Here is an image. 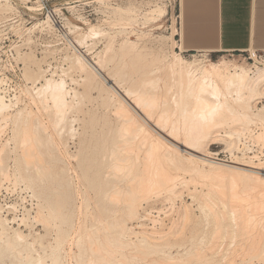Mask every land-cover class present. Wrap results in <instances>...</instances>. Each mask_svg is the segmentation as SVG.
Masks as SVG:
<instances>
[{
  "label": "rangeland",
  "instance_id": "1",
  "mask_svg": "<svg viewBox=\"0 0 264 264\" xmlns=\"http://www.w3.org/2000/svg\"><path fill=\"white\" fill-rule=\"evenodd\" d=\"M1 1L0 96H3L5 99H7V103L12 106V115L22 109L32 111L33 116L38 118L41 122L43 121L42 123L45 124L46 133L52 131L51 128H56L52 126L50 119L51 117L47 112H44L42 110L41 104L34 94V88L40 87L44 83L43 80L46 77H53L55 80L61 77L64 80L66 86L65 89L70 91L69 97H67V101H71V104L74 106L73 111H71L66 116V119L68 120V122L70 119H75L74 123H72V127H74L73 129L75 130V137L70 138L66 131H63L58 136L57 129H55L56 131L53 129V132H55V134L53 132L51 133L54 134L55 137L54 135H51L52 145H40L36 148L38 151L46 153V167L49 168L50 172L52 173L50 182L46 185V187H44L43 191L38 189H34L33 191L28 189V191L24 188L25 185L23 183H20V186L17 185L18 187H14L13 185L11 186L13 180H11L10 182L3 181L0 185V198L3 201L9 202V204L17 205L19 207L22 206L21 209H23L24 216L26 217L25 218L23 216V219L26 220V223L21 222V225L19 227H11L13 229H20L19 231H21L25 236L28 237V241L30 243L33 241V239L36 240L33 251L31 253L33 259L35 260L37 256L44 257L46 258L45 263L51 264V262H49L51 261L49 257L52 252H55V240L60 232H65L64 239L59 248L62 256L64 255V258L61 259L63 260L62 264H78V258L80 255L82 256L83 250H87L88 245L94 242L97 237L104 245L109 248L112 247V242L111 240H109V237L113 234V231L112 228L108 226H112L113 224H115V221L124 220L127 228L130 227L131 229V227H137L131 229L132 233L142 231H144L145 233L147 232L146 234L162 233L165 235L167 233L163 238L165 240H158L157 238H153L149 241L152 240L151 243L157 245V247L159 248L174 245L175 248L171 250L173 254H175L176 251L183 253L184 249H177V246L184 245L186 249H190L191 254L197 255L199 258V260H196V262H193V264H199L201 262L203 264H208L209 262H212L210 264H263V262L258 258H251L252 256H250V253L245 254L246 256L244 254L241 255V252L245 249V241L247 239V235H245L246 231H244V228L246 229L247 226H244L245 224H243L242 221L237 220L238 226L240 227H237L238 230L236 229V231H238L236 232V234L238 233L237 238L234 239L233 243H231L232 241H230L231 239H229V237L225 238V236H230V233L222 238L224 233L223 231H225V229L222 227L219 231L220 227L218 223H215L216 221L214 220L212 215H208L211 213V211H208L211 210L210 206L215 207L213 208L215 212H219L222 209L223 212H226L227 209H230L229 211H233L235 210L233 208L237 209L241 207L240 209L235 210L236 212L238 211L237 213L242 212V214L237 215L236 218L244 220V218L241 217H245L246 214L243 213L244 210H242V208H246L244 207L245 205H250L249 207L252 209V211H255L256 209L252 208V203L258 202L261 196L256 197L258 200L255 198V200L257 201H253L251 204H249V202L248 204H246V202L238 203L237 201H235L234 205H231L234 201L230 202V200L228 199H223L224 196H218L220 192L217 189V186L220 185V171L223 172L221 174H224L225 172H228V169L226 168V171H223L222 169L219 170V172H217L218 170H216L212 173H209L210 170L208 169V167L198 164L193 166V168H195L194 170L184 171L182 168L189 165L188 162L183 159H187L189 157L186 153H196L185 149L179 143L168 138L164 133L159 132L156 128H154L153 122L151 121H145L146 124L144 127L149 130L152 129L151 133L154 134L151 139L154 143L156 151H158V153H156L155 151L153 152L158 155L157 157L154 155V157H156L157 159L160 158L159 163H162V167L171 175H176L178 180L180 179L179 181H176L175 184L176 190L174 193L175 195H173L175 197H171L170 199H168L166 198L167 196L165 194L159 195L160 198L157 196V198L152 196L150 198L151 201L148 200L141 204L140 207L143 208L138 210V219H135L134 221H127L126 219H124L122 212L123 204L121 198L123 196H118L119 203H117V200L115 201V203H113L115 199H113L112 201V198H115L117 195L115 197H112V194L109 195L110 197H105L104 195H102V189L105 187L106 181L102 180L103 171L100 156L103 148L106 146V144L109 143L110 138L116 136L117 128L120 126L121 119H119L120 117L117 115L119 111V100L116 96L114 97L112 95L108 86L104 85L101 80L95 77L88 68H86L84 72H81L77 68V65L74 64L72 58L75 55H80L85 61L89 63L99 61L103 66L102 74L104 76L107 73L115 75L116 68L121 67V65L127 64L132 56V54H121L123 43L124 41L128 40L135 44L131 53L143 54V64H148L157 59V57L163 58L165 56H168V58L170 59V55H172L173 52L179 54V52L175 49L176 43L174 41L175 33L177 32V0ZM7 5H9V7ZM162 5L166 8L167 13L161 21H159L158 23H145V21H143L146 17L145 14H147V12H149L151 9H154V7H161ZM129 18H132L133 20L129 21ZM38 23L40 24L38 25ZM45 23H47V25ZM158 24L160 26L159 28H156ZM73 26L78 27L79 30L74 29ZM90 26H94L96 28L98 27V29L103 32V35H100L97 38L89 39L87 46H78L76 40L79 39L80 35L85 33V31L87 32ZM70 29L75 31L71 32ZM173 30H175L176 32ZM63 37L64 39H62ZM91 43L92 45H90ZM109 44L111 45L110 49H108ZM102 53L104 54L102 55ZM181 56L189 61L197 60L203 62L204 64H208L209 62H217L220 59L235 60L238 63L244 62L241 58L230 59L223 54H215L211 56H207L206 54H181ZM157 67V64L152 65L153 69H156ZM253 73H255V71H253ZM164 74L165 70L163 69L158 70L153 74L154 78H159L158 85L160 89L164 87ZM81 75L83 78H81ZM86 75L90 77V89L86 88L83 83ZM108 83L113 86L112 82ZM129 84V81L121 82V85L124 88H128ZM25 91H27L28 93H26ZM73 92L76 94V98L72 100L74 95ZM19 94L21 95L19 96ZM119 94L120 96H122L121 93ZM169 97H172L173 99L175 98L174 91H171L169 93ZM263 97L264 96H261V98L255 100L252 103L251 110H253L254 113L264 108ZM14 107L17 108L15 109ZM36 110L38 111L36 112ZM114 114L119 118H117ZM9 126L4 129L5 131L3 130V133L0 137V148L5 145L6 141H9L10 138H12V127L8 129ZM178 127H180V129H177V131L181 132V125ZM247 130L248 132L245 130V132L241 131V133L240 131H238V133L240 134V139H238L239 136L236 138L235 135H228L234 133L235 128H229V126L220 127L218 128V130L212 133L213 135L211 134L209 136L207 141L203 143L202 146H200V150L204 152H210L214 155V157L224 161H233V159L239 160V158H243L240 161H250V163H248L250 166L257 167L250 170L257 172L258 175L263 178L264 173L262 170H259V168H263L264 165V145H261V142H255L253 138V136H256L261 132V126L259 124L248 125ZM45 131L39 132V136L41 138L45 137L46 134L43 133ZM155 131L157 134L161 135V138L155 136L157 135L155 134ZM229 131H231V133ZM242 132L244 134H242ZM181 134L182 133H179V135ZM155 139H159L157 140V143L155 142ZM139 141V138L136 139L135 144H138ZM148 142L149 141H147L144 145V149L143 147H141L139 159L137 160L136 164L133 165L131 176L135 184L139 179L138 177L140 176V170L142 168L141 159H144V157L146 156L145 150L147 149ZM231 142L233 143L231 144ZM12 144L14 143L11 141V144H9L8 146L5 145L4 149H0V151L3 150L5 152V155L2 154L1 156V163L4 166V169L7 170L11 178L12 174L15 172V170H17V165L15 162L16 160L14 158L15 154L13 153L15 150ZM172 146L178 147L179 150H177V155H182L180 156L181 160H178V158L176 159V155L173 153L175 150L173 151L174 147ZM229 146L233 147V149H230ZM57 148L58 150H56ZM165 151H167L168 157L170 159H173V166L171 165V163H168L169 161L168 159H166L167 155H163ZM143 154H145V156ZM226 164L229 166H235L233 164ZM13 166L15 169L13 168ZM62 170H65V172L62 173ZM20 172L22 173L23 171L20 170ZM63 176L64 178L66 176V178H69L71 181H73V183L77 187L74 185L75 189L72 188L70 190L66 189L65 186L64 189L58 188L56 183L58 182V180L61 181L63 179ZM134 182L131 183L133 184V186L135 185ZM210 186L212 188H215L216 186L215 189L217 190H215L214 188L211 190ZM5 189H7L8 191H12H9L7 194H5ZM261 189L263 190V188ZM261 189L258 188V192ZM40 192H42L41 195L43 196V201H38L36 198V194H40ZM250 192V196L252 197V193L254 191ZM241 194L242 193H240V196ZM246 194L243 193L242 195L246 196ZM256 195H258V193ZM4 196L5 198H3ZM205 196L208 197L205 198ZM245 196H243L242 200L247 199V197ZM63 198L65 223L61 224L56 219V216L49 217L48 210L51 207L54 209H58L60 204V202L58 201H61V199ZM211 198L213 202H211ZM233 199L239 201L241 200L236 198ZM225 200H228L227 203L230 205L223 203L225 202ZM249 200L253 199L249 198ZM219 201H221L222 203H220ZM261 201L262 199L260 200V202ZM46 203L48 204V206ZM208 203H214V206L210 205L209 209L206 210V206L204 207V204L208 206ZM225 205L229 208H226ZM73 208L75 211L73 210ZM260 208L262 210H260ZM247 209L248 208L245 209V212H248V210H250ZM257 209H259L260 211L259 214H263L261 212L264 210L262 207H259ZM184 210L189 216H186V222L189 221V223H185V228L183 227L182 230V228L180 227V215H186ZM40 212H43L50 218L46 223L47 227H44L45 224H41V221L38 218V213ZM254 213L256 214V212ZM260 217L264 218V215ZM152 220L156 221V223L153 225L151 222ZM36 221H38L39 223H37ZM178 221L180 224H177ZM173 224L177 226L172 228V226L170 225ZM151 226L152 229L150 228ZM240 228L243 230H241ZM153 229L154 231H152ZM180 231L183 232L180 233ZM216 231L221 232V234L218 235ZM241 231H244L245 233L242 232V235ZM75 232H77V234H75ZM177 235H179L180 238ZM131 237H134V235L132 234ZM220 248H228L230 252H233L230 253L228 250L224 249L223 251L226 252L227 255L226 258L221 259V257L219 256L214 257L212 255L213 251L215 252L217 251L216 249ZM68 252L70 255L68 254ZM127 252H125V261L128 262V264H160V262L163 261L160 254L147 253L143 255L141 253H136L133 255L132 253L129 254V252ZM144 258L146 259L144 260ZM2 260L3 264H17V262L10 256L5 255ZM22 263L29 264L26 261H22L20 264Z\"/></svg>",
  "mask_w": 264,
  "mask_h": 264
},
{
  "label": "bare ground",
  "instance_id": "2",
  "mask_svg": "<svg viewBox=\"0 0 264 264\" xmlns=\"http://www.w3.org/2000/svg\"><path fill=\"white\" fill-rule=\"evenodd\" d=\"M7 6L9 7V5ZM130 13H133V12H130ZM166 13H167L166 8L163 7V5L161 7H154V9H151L149 12H147V14H145L146 17L145 18L143 17L144 18L143 21H145V23H150V22L158 23L165 17ZM133 14H136V13H133ZM131 20L133 19L129 18V21ZM39 24L40 23H38V25ZM45 24L47 25V23ZM12 25H15V24H12ZM159 26L160 25L158 24L156 28H159ZM73 28L79 30V28L76 26H73ZM72 31H75V30H71V32ZM100 35H103V32H101L98 29V27L96 28L94 26H90L87 32L85 31V33L80 35V38L76 40V43L78 46H87L89 39L97 38ZM62 39H64V37ZM162 43H165V42H162ZM90 45H92V43ZM110 46L111 45L109 44L108 49H110ZM134 46L135 44L132 43L131 41H128V40L124 41L123 46L121 48L122 49L121 54L122 55L132 54V56L130 58V61L127 64L121 65V67L116 68L115 75L107 73L104 76L102 74L103 66L101 62L99 61L89 63L85 61L80 55L78 56L75 55L72 58L74 64L77 65V68L81 72H84L86 68H88L95 77L101 80V82L104 85L108 86L112 95L114 97L116 96L119 100V108H118L119 111L117 115L120 118L117 115L115 114L114 115L117 118L121 119L120 126L117 128L116 136L113 138H110L109 143L106 144V146L103 148V151L100 156V161L102 163V171H103L102 173L103 176L102 175L101 176L103 177L102 180L106 181L105 187L102 189L103 191L102 195H104L105 197L111 194H112L111 195L112 197L113 196L115 197L117 195L115 198H112V201L113 199H115L113 203H115L116 200H117V203H119L118 196L119 197L123 196L121 198L122 204H123L122 212H123L124 219H126L127 221H130V220L134 221L135 219H138V210L143 208V207H140L141 204L148 200L151 201L150 198L152 196H154L155 198L157 197L160 198L159 195L165 194L167 196L166 198L168 199H170L171 197H175L173 196L175 195L174 193L176 190L175 184H176V181H179L180 179L178 180L176 175H171L169 172H167L162 167L161 165L162 163H159L160 158L158 159L156 158L158 155L153 153L154 151L158 153L151 139L154 134L151 133L152 129L149 130L144 127L146 124L145 121H151L153 122L154 128H156L159 132L164 133L168 138L179 143L185 149L196 153V154L186 153L188 154L189 157L187 159L185 158L183 159L187 161L189 165L187 167L182 168L184 171L194 170L195 168H193V166L198 165V164L208 167V169L210 170L209 173L210 172L212 173L213 171H216V170H218L217 172H219V170H222V169L223 171L224 170L226 171L228 169L227 173L225 172L224 174H221L223 172L220 171L221 176L218 174L220 177V178L218 177L220 179L219 180L220 185L217 186L218 187L217 189L220 192V193L218 192L219 193L218 196L220 195L224 196L225 198L223 197V199H228L230 200V202L234 201L231 205H234L235 201H237L238 203L246 202V204H248L249 202V204H251L253 201L258 200L256 197L261 196L260 197L262 199L261 202H260L261 199L259 198L258 202H253L255 204L252 203L253 207L252 206L251 207L255 208L256 209L255 211H252V209L249 207L250 205L249 206L245 205L244 207L250 209L251 213H250V210L247 209L248 212L247 211L245 212L246 208L244 209L242 208V210H244L243 213L246 215L245 217H241V218H244V220L246 221H244L243 219L240 220L236 218L237 215L242 214V212L239 210L241 213H237L238 211L236 212L235 210L240 209L241 207L237 209L233 208L235 209L233 211H229L230 209L229 210L227 209L226 212H223V209L219 212H215L213 210V208L215 207L210 206V205L214 206V203H211V204L208 203V206L205 205L207 204L205 203L204 207L206 206L205 209L207 210L209 209V206H210L211 210H208V211H211V213L208 215L209 216L212 215L214 220L216 221L215 223L216 224L218 223L220 227L219 231L222 227L225 229V231H223L224 233H223L222 238L225 235L230 233V236H225V238L229 237V239H231L230 241H232L231 243H233L234 239L237 238L238 233L236 234V232L238 231H236V229L237 227H240L238 226L237 220L242 221L243 224H245L244 226H247V227L246 229L244 228V231H246V233L244 231H241V233L244 232L245 235H247V239L245 241V244H246L245 249L241 252V255L250 253V256H252L251 258H258L264 264V218L260 217L264 215V210L261 211L263 214H259L260 211L259 209H257L259 207H262L264 209V187H261V186H264V176L262 178L258 175L257 172L250 170V169L257 168V167L250 166L248 164L250 163V161H247V160L246 162L240 161L243 158H239V160L233 159V161H224V160L214 157V155L210 152H204L200 150V146H202V144L207 141L209 136L213 132L218 130V128L223 127V126H229V128L230 127L235 128V132L231 133V131H229L231 134H228V135H235L236 138L239 136L238 139H240V134L238 133V131H240V133L241 131L245 132V130L248 132L247 130L248 125L259 124L261 126V130H260L261 132L258 133L256 136H253V138L255 142L256 141L257 143L261 142V145H264V110H263L264 108L259 111H256L255 113L253 112V110H251L252 103L255 100L261 98V96H264V69H258L255 71V73L252 72V75H251V72L249 71L248 66L244 62L238 63L235 60L220 59L217 62H209L208 64H204L203 62L197 61V60L189 61L186 58H183L180 53L177 54L174 52L172 55L168 54L170 55V59L168 58V56H165L163 58L157 57V59L155 60L153 59L154 61L148 64L147 63L143 64V58H144L143 54L131 53ZM103 54L104 53H102V55ZM154 64H157L158 66L156 69L152 68V65ZM161 69L165 70V74H164L165 80H164V87L160 89L158 85L159 78H154L153 74L156 71L161 70ZM81 78H83L82 75H81ZM43 81L44 83L40 87L34 88L35 97L39 100L42 110L44 112H47L48 115L51 117L50 119H51L52 126L56 127L55 129H57L58 136L63 131H66L68 135L70 136V138L75 137L74 136L75 130L73 129L74 127H72V123H74L75 119L74 120L70 119L71 121L69 120V122L66 119V116L71 111H73L74 106L71 104V101L70 102L67 101V97H69L70 91L65 89L66 86H65L64 80L61 77H59L57 80H55L53 77H49V78L46 77ZM124 81H129L130 84L128 88L122 87L121 82H124ZM108 82H112L113 86L110 85ZM83 83L86 88L88 89L91 88L90 77L88 75L85 76ZM171 91H174L175 93L174 99L172 97H169V93ZM25 92L28 93L27 91ZM119 93H121L122 96H120ZM73 94L74 95H73L72 100L76 98V94L74 92ZM20 95L21 94H19V96ZM7 101L8 100L5 99L3 96H0V137L3 133V130L7 126L11 125L8 127V129L12 127L11 128L12 138H10L9 141H6L5 145L8 146L9 144H11V141L14 143L12 145L14 146L13 148L15 150L13 153L15 154L14 158L16 161L15 160L14 161L16 162L17 170H15L11 178L9 173L7 172L6 169H4V166L1 163V156L2 154L5 153L3 150H1L0 151V185L2 184L3 181L10 182L11 180H13V183L11 184V186L13 185L14 187L15 186L18 187L17 185H19L20 183H23L25 185L24 188L26 190L30 189L31 191H33L34 189H38V190L43 191L44 187H46V185L50 182L52 173L50 172L49 168L46 167V163H45L46 153L40 152L36 148L40 145H52L51 135L55 134V132H53L54 128H51L52 131L49 132V133L53 132L54 134L52 133L49 134L48 132L46 133L45 124L42 123L43 121L41 122L38 118L34 117L32 111L22 109L14 113V115H12V112H13L12 106L9 103H7ZM37 111L38 110H36V112ZM180 125L182 127L181 130L183 132L177 131V129H180V127H178ZM40 131H45L43 132L44 134H46L44 138H41L39 136ZM179 133H182V134L179 135ZM155 134H157L156 131H155ZM242 134L244 133L242 132ZM155 136H158L161 138V135L159 134ZM138 138L140 139V141L138 144H135V141ZM157 140L155 139L156 143L158 142ZM147 141L149 142L147 144V149L145 150L146 156L145 154H143L145 157L144 159L142 158L143 160L141 159L142 168L140 170V176L138 177L139 179L137 180L135 184L131 176L133 165L136 164L137 160L139 159V153L141 151V147H143L144 149V145L146 144ZM233 142H231V144ZM4 146L0 149H4ZM172 147H174L173 151L174 150L175 151L173 153L176 155V159L178 158V160H181L180 156L182 155H177L178 153L177 150H179L178 147L177 146H172ZM229 148L233 149V147H230V146ZM56 150H58V148ZM154 155L156 157H154ZM163 155H167L166 159H168L169 161L168 163L169 164L171 163L172 165L173 159H170L168 157L167 151H165ZM226 163L233 164L235 166H229ZM20 170H22L23 172L21 173ZM259 170H262L264 173V165H263V168L260 167ZM61 172L64 173L65 170H62ZM135 175H136V172H135ZM133 182L135 184L134 186L133 184H131ZM56 184L58 188L64 189V186H65V188L68 190L74 188V185H75L73 181H71L69 178H66V176L65 178L63 176V179L61 181L58 180ZM213 188L211 187L210 189L212 190ZM258 188L259 189L263 188V190L261 189L258 192ZM9 191H12V190H9ZM250 191L255 192V193L254 192L252 193L253 196L255 197L250 196L251 194ZM246 192L247 194L248 193L249 194L247 195ZM41 193L42 192H40V194H36V198L38 201L39 200L43 201V196L41 195ZM240 193L242 194L244 193L246 194V196L242 194L240 196ZM257 193L259 196L256 195ZM73 194H76V193H73ZM243 196L247 197V199L242 200ZM206 197L208 196H205V198ZM233 198L241 199V200L239 201ZM249 198L250 199L252 198L253 200H249ZM255 198L257 200H255ZM210 200L211 202H213L212 198ZM30 201H31V198H30ZM227 201L225 200V202L223 203L228 204ZM58 202H60L58 209H54L52 207L49 208L48 210L49 217L56 216V219L61 224H64L65 223L64 222V198ZM219 202L222 203L221 201ZM20 208H22V206ZM226 208H229V207L226 206ZM260 210L262 209L260 208ZM184 212L186 214L185 210ZM254 212H256V214ZM144 215H147V214H144ZM148 216H149V213H148ZM180 216H181L180 217L181 224L179 223V221L177 222V224H180V227L183 230L184 224L189 223V221L186 222V216L188 215L186 214V215H180ZM257 216H258V219H257ZM49 217L45 215L43 212L38 213V218L40 219L41 224L43 225L45 224L44 227L46 226L48 219H50ZM23 218L21 222L26 223L25 222L26 220H24ZM34 220H37V219H34ZM143 220H148V219H143ZM36 222L39 223L38 221ZM151 222H152V225L156 223V221L154 220H152ZM175 224L170 225V226H172V228L176 227L177 225ZM108 227H111L113 231V234L109 237V240H111L112 242V247L110 248L107 247L97 237L94 242L88 245L87 250L86 249L83 250L82 256L80 255L79 258L77 257L79 259L78 264H128V262L125 261V252L127 251L129 252V254L132 253L133 255L136 253H141L143 255L147 253L148 254H160L161 258L163 259V261L160 262V264H193V262H196V260H199L198 256L191 254L190 249H186L184 245L177 246V249H181V248L184 249L183 253L176 251V253L173 254L171 250L175 248L174 245L159 248L157 247V245H154L151 243L152 240L149 241L150 239H153V238H157L158 240L163 239L167 233L165 235L162 233L146 234L147 232L145 233L144 231L132 233L131 229L137 228V227H133V228L131 227V229L130 227L127 228L124 220L115 221V224H113L112 226H108ZM150 228L152 229V226ZM19 230L20 229H16V228L13 229L10 226L9 222L4 218L0 210V264H3L2 258L5 255L10 256L13 260L17 262V264H20L22 261H26L29 264H46L45 263L46 258L37 256V258L34 260L31 255L34 244L36 243V240L33 239V241L30 243L28 241V237L25 236ZM152 231H154V229ZM219 231H216L218 235L221 234V232ZM181 232L183 231H180V233ZM64 233L65 232H60L55 240L56 242L55 252H52V254L49 257L51 260L49 262H51V264H62L63 260L61 259L64 258L63 257L64 255L62 256V254L59 251V248L64 239ZM75 234H77V232H75ZM132 234L134 235V237H131ZM177 236L180 238L179 235ZM153 243H157V242H153ZM220 249H216L217 251L215 252L213 251L212 255L214 257L219 256L221 257V259L226 258L227 257L226 252H224L223 250L226 249L229 251V249L228 248H224L221 250ZM145 259L146 258H144V260ZM214 259H217V258H214ZM210 263L212 262H209L208 264ZM199 264H203V263L201 262Z\"/></svg>",
  "mask_w": 264,
  "mask_h": 264
},
{
  "label": "crops",
  "instance_id": "3",
  "mask_svg": "<svg viewBox=\"0 0 264 264\" xmlns=\"http://www.w3.org/2000/svg\"><path fill=\"white\" fill-rule=\"evenodd\" d=\"M175 49L181 54L264 50V0H177ZM181 50V51H180Z\"/></svg>",
  "mask_w": 264,
  "mask_h": 264
},
{
  "label": "built area",
  "instance_id": "4",
  "mask_svg": "<svg viewBox=\"0 0 264 264\" xmlns=\"http://www.w3.org/2000/svg\"><path fill=\"white\" fill-rule=\"evenodd\" d=\"M200 54H206L207 56H211V54L208 53ZM227 57L230 59L241 58L242 61H244L248 66L250 72L256 71L258 69H264V50L256 51L250 49L236 56L234 54H227ZM4 193L7 194L8 190L5 189ZM3 198H5V196ZM0 210L1 214L9 222L10 226L19 227L21 225V220L24 216V211L19 206L9 204V202H5L0 198Z\"/></svg>",
  "mask_w": 264,
  "mask_h": 264
}]
</instances>
